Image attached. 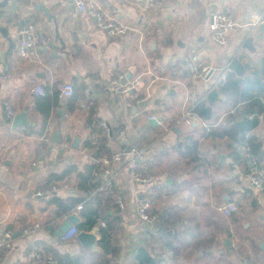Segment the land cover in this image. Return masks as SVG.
I'll use <instances>...</instances> for the list:
<instances>
[{"label": "crops", "instance_id": "0c3cea01", "mask_svg": "<svg viewBox=\"0 0 264 264\" xmlns=\"http://www.w3.org/2000/svg\"><path fill=\"white\" fill-rule=\"evenodd\" d=\"M46 1L60 3L52 9L57 26L33 10V0H18V11L6 25L17 36V25L29 19L25 26L37 28L47 44L21 58L17 40L10 70L0 64V234L11 230L15 237L0 264H30L28 254L34 245L58 264H138L139 249L161 264H264V192L251 187L247 177L251 163L264 169V98L235 107L234 98L220 91L222 81L238 77L228 68L235 57L247 71L241 79H254V73L262 71L264 35L256 33L264 0H159L153 5L145 0H86L127 28L126 35L115 37L99 29L96 19L88 11L80 12L74 2ZM214 13L226 14L238 24L229 32L226 47L212 40L208 25ZM256 17L259 24L253 27ZM58 36L67 45L65 54ZM0 38L1 51L7 43L1 34ZM250 38L251 49L246 46ZM191 54L214 69L210 79H197L188 71L186 59ZM121 75L141 79L142 84L132 93L118 94L112 81ZM33 81L44 86L46 98L51 99L48 120L41 111L45 97L34 95ZM67 84L73 85L74 97L59 90ZM213 88L220 95L210 105L207 95ZM202 98L213 108L206 121L221 123L210 131L203 123L178 124L184 109ZM143 101L147 107L141 105ZM88 103H94L97 120L110 129V155L132 146L146 148L141 173L154 178L146 185L135 182L128 156L111 166L114 190L126 208L113 216L103 198L111 194H92L87 209L100 217L94 228L101 221L108 224L98 229L95 251L84 248L77 238L64 242L55 235L72 213L81 218L77 226L87 222L83 214L88 211L63 214L54 199L81 196L79 175L95 164L94 151L86 148L92 132L82 105ZM7 105L14 116L27 111L33 125L13 130ZM58 109L65 111L64 116ZM254 114L259 115L260 125L246 135L258 140L260 151L258 155L251 151L248 159L223 133ZM150 117L161 120L153 125ZM48 129L59 130L63 137L79 136V149L63 139L34 164L39 138ZM53 187L58 189L53 196L39 195ZM139 194L154 199L151 224L139 217L135 201ZM232 202L238 211L227 217L220 208ZM34 224L40 228L24 235L23 230ZM78 228L80 232L94 229Z\"/></svg>", "mask_w": 264, "mask_h": 264}, {"label": "built area", "instance_id": "2783aa9c", "mask_svg": "<svg viewBox=\"0 0 264 264\" xmlns=\"http://www.w3.org/2000/svg\"><path fill=\"white\" fill-rule=\"evenodd\" d=\"M159 0H145L150 5L157 3ZM74 3L77 6V9L84 13L88 11L90 17L96 19L97 26L102 31H106L110 36L115 37L118 35H126L127 28L118 25L110 17L106 15L100 9H97L93 3L88 4L86 0H74ZM256 23H252L253 27L259 24V17H256ZM238 24L229 18L226 14L223 13H214L211 15L209 22V30L211 32L213 42L221 47H226L229 44V32L234 30ZM18 55L21 58H26L30 53L39 48L44 47L47 44L46 37L38 31L32 25L23 27L18 32ZM188 71L197 79L208 80V77L211 73V68L205 66L201 63L199 57L195 54H191L186 59ZM126 79L125 75H121L112 81V86L118 94H128L134 92V90L142 84L141 79L136 80H125V83H122V80ZM33 93L35 96L44 97L46 95L45 87L37 84L33 81ZM59 90L62 91L63 95L66 97H72L74 95V87L72 84L64 85L59 87ZM206 101V98H202L199 102ZM82 109L85 113H88V106L82 105ZM195 106H190L187 109H184L181 117L179 118L178 124L182 123L186 126H192L197 123H203V126L208 130H213L216 128L221 121H206L201 119L195 112ZM7 114L9 120H12L14 117V112L9 105H7ZM152 119H157L156 117H150L149 121ZM100 127L103 130V135L107 139V147H109L110 140V129L108 125L104 122L100 123ZM51 129L45 131V133L39 138L38 149L36 153V161L34 164L38 163V160L44 157L52 144L51 142ZM97 143V138H94V144ZM236 150L243 151L246 158H252V153L250 147L246 141L237 143ZM146 148L132 146L127 150H123L111 155H104L99 158H95V180L94 182H100L98 188L94 191V195H103L105 193L111 194L112 202L110 203L112 208L113 216H119L125 211V202L122 196L114 190V172L111 169V166L124 157H130V171L133 180L139 184H150L154 181V178L150 175H143L141 173V164L144 161L146 155ZM102 177V179H100ZM248 181L251 187L264 192V169L261 168L257 163H251L248 172ZM57 187L46 191L45 193L40 192L39 195H54L57 192ZM52 195V196H53ZM137 204V210L139 217L146 224H151L155 220V216L150 214V211L154 205V199L146 194H139L135 197ZM83 206H79L77 211H81ZM220 210L227 216L230 217L238 211V206L235 203H228L225 206L221 207ZM106 227L105 222H101L99 228ZM38 224H34L23 230L24 235H31L34 231L39 229ZM97 227V229H99ZM80 233L77 226L71 227L62 237L64 242H69L77 238ZM14 232L11 230H5L0 234V257L6 255L13 247L14 244ZM30 264H58V261L53 256H44L40 248L36 245L32 246L29 254ZM245 264H253L250 261H246Z\"/></svg>", "mask_w": 264, "mask_h": 264}, {"label": "trees", "instance_id": "16d2710c", "mask_svg": "<svg viewBox=\"0 0 264 264\" xmlns=\"http://www.w3.org/2000/svg\"><path fill=\"white\" fill-rule=\"evenodd\" d=\"M259 75H262L264 78V61L262 63V71L259 70L258 72H255L254 79L246 78L244 80L236 77L235 75H231L226 79V81L223 82V84H221L220 91L225 96L234 98L235 107L242 103L248 104L252 103L253 101H259L260 97L264 98V83L260 81L261 77ZM46 96L47 93L44 96L45 99L43 100H45V102L44 106L41 108V111L43 112L45 119L48 120L51 110V99L48 100ZM72 97H74V95ZM74 104V102L71 104L72 108L75 107ZM87 105L89 110L86 114V120L92 134L88 142H86V148L94 151L95 158H99L104 155H110L107 147L108 141L103 135V130L100 127L99 120H97L94 103H88ZM261 111L264 114V105L261 106ZM194 112L203 120H210L213 116V108L208 105L206 101L197 103L195 105ZM223 134L229 137L235 143L246 141V143H248L250 146L252 153L255 155L259 154L260 144L258 140L253 136L241 134L239 129L235 127L234 124L230 128L226 129ZM94 138H97L96 144H94ZM238 157L239 156L237 155L236 159H238ZM95 170L96 166L94 164L89 166L84 173L79 175V191L82 194L81 196L67 201H64L60 198L54 199V203L59 207L63 214L75 211L79 206H83V213L86 211L89 212L87 208L91 199L93 198L92 194L98 188L100 183L94 182L96 178L94 173ZM72 171L75 172L76 170L71 169L70 172ZM103 198L106 199L105 204L110 205L112 202L111 196L108 198L103 196ZM83 215L87 218V222L77 226V228L80 227L89 231L92 230L100 221L99 214L96 211L89 212V214L84 213ZM106 225L108 224L106 223ZM101 233L103 234V239H105L106 229L102 230ZM136 260L138 264H161L160 261L152 257L145 249H139L137 251Z\"/></svg>", "mask_w": 264, "mask_h": 264}, {"label": "water", "instance_id": "95a60500", "mask_svg": "<svg viewBox=\"0 0 264 264\" xmlns=\"http://www.w3.org/2000/svg\"><path fill=\"white\" fill-rule=\"evenodd\" d=\"M18 0H0V34L2 35V39L7 43V48L3 49L0 51V64L4 65V68L6 69V71H9L11 68L10 65V58L13 56L14 51H15V46H16V42L18 37L14 35H12V33L9 31V29L6 27V25L11 24L12 21L10 18H12V15L14 14V12L18 11L17 7H16V3ZM69 2L73 3L74 0H69ZM60 3H50L47 2L46 0H33V3L31 5V7L33 8V10L36 13H41L43 14V16L47 19V21L50 22H54V24L57 26L58 25V21H57V16L53 14L52 9L54 7L59 6ZM261 23L257 28V35L258 36H262L264 35V15L261 18ZM30 20L26 19L25 21H22L20 24L17 25L16 28V33L19 32L26 23H29ZM121 36V35H120ZM1 41V38H0ZM57 41L60 44V50L65 54L67 53V45L65 43V40H63L62 38H60V36L57 37ZM252 41L253 38H250L247 43L246 46L249 48L252 45ZM251 49V48H249ZM232 72H234L238 77L240 78H244L247 75V71L246 68L244 67V65H242V63L240 62L238 57H235L229 67H228ZM214 73V69L211 70V73L208 77V79L211 78V76ZM126 79L130 80L131 76L130 75H126ZM122 80V83H125V80ZM223 84V81H222ZM132 93V92H131ZM220 92L218 88H213L212 90L209 91L208 95H207V101L210 105H214L217 101V99L219 98ZM141 105L143 107H147L148 106V102L143 101L141 103ZM64 110L62 109H58V113L62 116H64ZM161 119H152L150 121L151 124L156 125V123L158 121H160ZM260 118L258 114H254L253 116H247L245 115L244 117H242V119H240L239 121H236L234 123V126L237 127L240 131L241 134H249L251 132H253L257 127H259L260 125ZM33 125V123L31 121H29L28 119V112L27 111H23L17 115H15L13 117L12 120V128L13 130H16L20 127H31ZM63 139L69 143L72 142V147L74 149H79V145L81 142V138L79 136H75L72 137L70 134L66 135L65 137L62 136V134L60 133L59 130H54L52 132L51 135V146L49 148L50 151L53 150V148L55 147V145H60L63 143ZM81 222V218L79 217V215L77 213H72L68 216L65 217V220L63 221V223L59 226V228L56 230L55 235L58 238H61L64 236V234L73 226H77L78 224H80ZM97 233H98V229L94 228L92 231L90 232H85V231H81L78 236L77 239L78 241L81 243V245L84 248L90 249L92 251L97 250Z\"/></svg>", "mask_w": 264, "mask_h": 264}, {"label": "rangeland", "instance_id": "374dc122", "mask_svg": "<svg viewBox=\"0 0 264 264\" xmlns=\"http://www.w3.org/2000/svg\"><path fill=\"white\" fill-rule=\"evenodd\" d=\"M243 261H244V259H243ZM246 262V261H245ZM245 264V263H244Z\"/></svg>", "mask_w": 264, "mask_h": 264}]
</instances>
